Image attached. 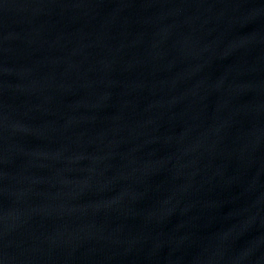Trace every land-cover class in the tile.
<instances>
[{"label": "water", "instance_id": "obj_1", "mask_svg": "<svg viewBox=\"0 0 264 264\" xmlns=\"http://www.w3.org/2000/svg\"><path fill=\"white\" fill-rule=\"evenodd\" d=\"M0 264H264V0H0Z\"/></svg>", "mask_w": 264, "mask_h": 264}]
</instances>
